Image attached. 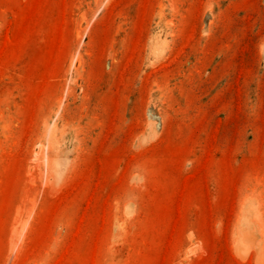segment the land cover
<instances>
[{
  "label": "rangeland",
  "instance_id": "374dc122",
  "mask_svg": "<svg viewBox=\"0 0 264 264\" xmlns=\"http://www.w3.org/2000/svg\"><path fill=\"white\" fill-rule=\"evenodd\" d=\"M0 264H264V0H0Z\"/></svg>",
  "mask_w": 264,
  "mask_h": 264
}]
</instances>
